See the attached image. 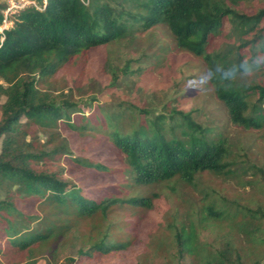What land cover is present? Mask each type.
Wrapping results in <instances>:
<instances>
[{
	"label": "trees",
	"instance_id": "trees-1",
	"mask_svg": "<svg viewBox=\"0 0 264 264\" xmlns=\"http://www.w3.org/2000/svg\"><path fill=\"white\" fill-rule=\"evenodd\" d=\"M28 1L33 4L10 15L12 25L0 33V264L16 254H24L19 264H37V255H54L72 234L74 257L61 264L101 261L131 244L116 233L114 214L151 208L159 185L174 180L195 187L204 173L237 181L248 171L264 175L263 166L236 161L227 139L190 115H154L94 98L82 104L95 103L86 113L51 83L89 51L152 31L162 32L160 47L142 58L171 46L198 59L204 71L237 63L264 41V7L249 11L251 0ZM6 7L0 2V23ZM133 62L117 68L107 60V87L132 74ZM211 87L230 124L264 131V74L231 89ZM61 128L84 139L88 156L73 154ZM33 129L45 134L42 144L32 136L27 141ZM241 209L245 214L208 202V216L219 225L228 220L242 241L209 249L183 226L174 233V264H261L264 214L259 206Z\"/></svg>",
	"mask_w": 264,
	"mask_h": 264
},
{
	"label": "rangeland",
	"instance_id": "rangeland-1",
	"mask_svg": "<svg viewBox=\"0 0 264 264\" xmlns=\"http://www.w3.org/2000/svg\"><path fill=\"white\" fill-rule=\"evenodd\" d=\"M0 2L6 3L7 7L10 3L20 6V0ZM248 6L249 11H256L264 7V0H251ZM14 8H11V12ZM11 12H8V19ZM11 25L12 22H8L6 26ZM157 37L162 38L161 31L141 34L131 42L125 40L107 49L89 51L60 69L51 79L52 87L70 93L71 99L81 105L94 98L98 104L126 102L149 110L154 115H168L174 110L190 115L196 123L210 129L211 133L225 137L236 161L264 167V131H245L233 126L228 122L222 105L216 100L212 87H194L196 81L190 82L191 77L204 71L198 59L171 46L157 51L155 55L158 57L142 58V55H150L160 47ZM125 59L134 60L131 64L134 72L126 78L121 77L116 86L107 87L110 76L105 62L109 60V63L119 68ZM3 101L4 97L0 96V104ZM94 106L95 103L90 107L82 105L81 109L87 113ZM76 123L79 124V121L76 120ZM60 135L67 139L75 156H88V153L82 151L83 138L67 133L62 128ZM31 136L39 144L45 141V134L39 129H33L27 141ZM114 158L118 164V158ZM103 159L98 158L99 161ZM244 179L250 183L245 184ZM154 192L158 198L153 201L151 208L134 212L117 211L112 217L119 225L116 233L131 242L128 248L91 264H174V233L183 226L185 230L194 231L196 244L209 249H215L227 240L241 242V234L228 220L219 225L203 210L210 201L215 202L216 209H232L234 213L238 208L240 214H245L241 209L243 206L252 209L259 206L260 214H264V175L257 172L252 175L248 171L241 181L204 173L198 177L195 187L172 180L159 185ZM203 216L205 219L200 220ZM262 222L264 230V218ZM80 229L85 230V226L81 225ZM77 239L74 234L70 235L54 255H37L36 263L61 264L66 257H74ZM261 245L260 249H264V243ZM24 260V254H16L7 258V262L5 258L4 262L19 264ZM261 264H264L263 256Z\"/></svg>",
	"mask_w": 264,
	"mask_h": 264
},
{
	"label": "clouds",
	"instance_id": "clouds-1",
	"mask_svg": "<svg viewBox=\"0 0 264 264\" xmlns=\"http://www.w3.org/2000/svg\"><path fill=\"white\" fill-rule=\"evenodd\" d=\"M253 52L249 58L231 65L219 64L200 72L191 80H195L194 87L208 88L213 83L231 89L237 85H246L264 74V41L252 45Z\"/></svg>",
	"mask_w": 264,
	"mask_h": 264
},
{
	"label": "built area",
	"instance_id": "built-area-1",
	"mask_svg": "<svg viewBox=\"0 0 264 264\" xmlns=\"http://www.w3.org/2000/svg\"><path fill=\"white\" fill-rule=\"evenodd\" d=\"M28 4H33L32 2L28 1V0H20V6H13L11 3L9 4V7H6L5 10L3 11V18L1 20V23H0V33H2V31L4 29H7L8 27L10 26H6L8 22L11 23V21L8 19L7 15H8V12H11V8L15 7L14 10L10 13V15L14 14L17 12V10L27 6Z\"/></svg>",
	"mask_w": 264,
	"mask_h": 264
}]
</instances>
